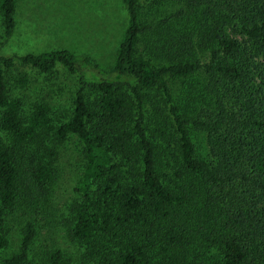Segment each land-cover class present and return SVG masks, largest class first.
<instances>
[{"label": "trees", "instance_id": "16d2710c", "mask_svg": "<svg viewBox=\"0 0 264 264\" xmlns=\"http://www.w3.org/2000/svg\"><path fill=\"white\" fill-rule=\"evenodd\" d=\"M167 2L161 15L141 18L138 0H121L125 24L108 71L64 48L0 54V249L10 216L20 207L21 216L37 213L50 198L47 137L73 135L82 166L63 225L83 264H264V0ZM15 12L16 0H0L6 38ZM17 62L78 76L65 121L53 125L43 100L25 111L26 77L12 88L5 76ZM86 70L96 79L88 82ZM194 77L197 86L172 93L170 79ZM151 87L177 135L172 176L160 171L147 133L143 89ZM36 228L31 217L23 223L2 264H26ZM68 262L58 247L44 259Z\"/></svg>", "mask_w": 264, "mask_h": 264}, {"label": "rangeland", "instance_id": "374dc122", "mask_svg": "<svg viewBox=\"0 0 264 264\" xmlns=\"http://www.w3.org/2000/svg\"><path fill=\"white\" fill-rule=\"evenodd\" d=\"M138 8L140 17L145 18L159 16L169 6L167 0H138ZM124 24L121 0H16L15 27L7 38L0 18V54L21 56L28 52L64 48L78 55L86 54L91 64L108 71ZM137 52L147 54L144 43L138 42ZM84 74L88 82L97 76L88 70ZM5 76L12 88L17 86L18 77H26V85L20 91L25 111L35 100H43L49 105L53 125L60 124L70 116L77 75L63 68H57L50 74H41L17 62L5 70ZM183 82L182 79H170L171 91L175 96L180 89L188 90L197 86L196 77L194 82L188 80L185 85ZM143 90L147 133L157 144L161 156L160 171L172 176L175 163L173 155L177 154V135L171 117L167 115V105L155 87ZM86 97L89 102L96 97V92L90 86L86 88ZM202 140L199 134L195 138L197 146L201 145ZM46 141L55 151V184L52 193L45 208H40L37 213H24L25 216H21L23 207H20L10 216L7 224L9 241L6 247L0 249V264L17 250L21 227L30 217L36 224L37 235L30 247L26 264H44L46 253L54 247L62 249L70 259L68 264H83L80 260V247L67 238L63 225L68 205L76 197L75 187L82 166L81 145L73 135L62 140L50 135ZM217 253L218 250L212 247L207 255L215 262L214 255Z\"/></svg>", "mask_w": 264, "mask_h": 264}]
</instances>
